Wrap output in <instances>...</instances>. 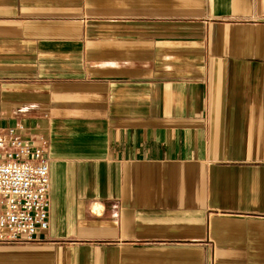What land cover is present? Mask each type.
I'll return each mask as SVG.
<instances>
[{
    "label": "crops",
    "instance_id": "0c3cea01",
    "mask_svg": "<svg viewBox=\"0 0 264 264\" xmlns=\"http://www.w3.org/2000/svg\"><path fill=\"white\" fill-rule=\"evenodd\" d=\"M19 125L50 225L0 264H264V0H0Z\"/></svg>",
    "mask_w": 264,
    "mask_h": 264
},
{
    "label": "built area",
    "instance_id": "2783aa9c",
    "mask_svg": "<svg viewBox=\"0 0 264 264\" xmlns=\"http://www.w3.org/2000/svg\"><path fill=\"white\" fill-rule=\"evenodd\" d=\"M22 129L0 126V244L36 242L50 225V161Z\"/></svg>",
    "mask_w": 264,
    "mask_h": 264
}]
</instances>
